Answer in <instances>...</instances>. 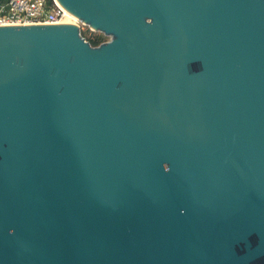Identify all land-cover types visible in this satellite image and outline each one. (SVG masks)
<instances>
[{
	"label": "water",
	"instance_id": "1",
	"mask_svg": "<svg viewBox=\"0 0 264 264\" xmlns=\"http://www.w3.org/2000/svg\"><path fill=\"white\" fill-rule=\"evenodd\" d=\"M0 27V264H264V0H56Z\"/></svg>",
	"mask_w": 264,
	"mask_h": 264
},
{
	"label": "built area",
	"instance_id": "2",
	"mask_svg": "<svg viewBox=\"0 0 264 264\" xmlns=\"http://www.w3.org/2000/svg\"><path fill=\"white\" fill-rule=\"evenodd\" d=\"M64 17L65 10L58 7L55 0H0V27L30 24L57 25ZM72 22L79 29L85 26L93 31L77 18Z\"/></svg>",
	"mask_w": 264,
	"mask_h": 264
},
{
	"label": "bare ground",
	"instance_id": "3",
	"mask_svg": "<svg viewBox=\"0 0 264 264\" xmlns=\"http://www.w3.org/2000/svg\"><path fill=\"white\" fill-rule=\"evenodd\" d=\"M63 9L65 10V17L57 25H74L72 20L75 21L76 17L69 10H67L65 8H63ZM26 26H41V25L40 24H30V25H26Z\"/></svg>",
	"mask_w": 264,
	"mask_h": 264
},
{
	"label": "trees",
	"instance_id": "4",
	"mask_svg": "<svg viewBox=\"0 0 264 264\" xmlns=\"http://www.w3.org/2000/svg\"><path fill=\"white\" fill-rule=\"evenodd\" d=\"M84 37L92 46H97L106 40V36H104L101 33L95 36H84Z\"/></svg>",
	"mask_w": 264,
	"mask_h": 264
},
{
	"label": "rangeland",
	"instance_id": "5",
	"mask_svg": "<svg viewBox=\"0 0 264 264\" xmlns=\"http://www.w3.org/2000/svg\"><path fill=\"white\" fill-rule=\"evenodd\" d=\"M80 30H81L82 35H84V36H95V35L100 34L99 32L94 31V30L92 31V30H90L89 28H87L85 26H81ZM107 40H108V37H106L105 41H107Z\"/></svg>",
	"mask_w": 264,
	"mask_h": 264
}]
</instances>
